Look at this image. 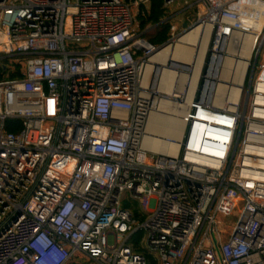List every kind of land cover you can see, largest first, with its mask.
<instances>
[{"label":"built area","instance_id":"built-area-1","mask_svg":"<svg viewBox=\"0 0 264 264\" xmlns=\"http://www.w3.org/2000/svg\"><path fill=\"white\" fill-rule=\"evenodd\" d=\"M178 2L193 22L152 45L137 23L149 0H0V264H264V82L240 101L209 87L243 33L258 32L264 76V23L241 21L264 0H164V13ZM196 27L211 54L190 101L173 97L177 153H154L146 66Z\"/></svg>","mask_w":264,"mask_h":264},{"label":"bare ground","instance_id":"bare-ground-1","mask_svg":"<svg viewBox=\"0 0 264 264\" xmlns=\"http://www.w3.org/2000/svg\"><path fill=\"white\" fill-rule=\"evenodd\" d=\"M260 9L261 14L254 18H241L245 28L260 31L264 23V6ZM257 33L241 34V45L238 48L234 46L235 40H232L226 48L229 57H222L220 62L219 57L214 55V67L217 69L213 74L214 84L211 85L214 93L230 94L236 101L244 98L242 93ZM210 50L203 28L196 27L180 36L175 45H166L150 58L146 66V77L148 80L150 78V88L161 95L158 110L150 115L145 130L144 145L152 152L171 156L177 153L182 138L184 107H177L172 100L180 94H186L187 101L194 96L204 64L211 54ZM189 68L191 74L187 76L183 71ZM258 78V82H264L263 75ZM260 89L264 93V88Z\"/></svg>","mask_w":264,"mask_h":264},{"label":"rangeland","instance_id":"rangeland-1","mask_svg":"<svg viewBox=\"0 0 264 264\" xmlns=\"http://www.w3.org/2000/svg\"><path fill=\"white\" fill-rule=\"evenodd\" d=\"M194 13H195V9H186L184 10V5L182 2H178L175 6L171 7L170 9H168L165 13H164V18L162 19V21H164L165 23L168 24H173L176 25L178 27V31L180 30L182 24L184 23H188L190 24L191 22H193L194 20ZM157 30L156 26H146L143 29H139V32H141L142 38L146 39L148 41V38L152 35L155 34ZM224 46L221 45V48H223ZM264 55V45L261 48V52H260V58L261 56ZM223 57H229L228 55H223ZM254 57L255 54L253 55L250 63H249V69H248V74H247V78L245 81V85L243 88V95L244 98L249 97L252 94L254 85H255V79L257 78V76H259L260 73V68L258 67L257 64H254ZM5 64V63H4ZM6 65V64H5ZM15 68V67H14ZM11 72V70H10ZM11 73H9L8 75H10ZM17 77H19V72H17ZM11 78V77H10ZM15 78V76H14ZM211 85H209L210 87ZM211 92V90H210ZM128 195L125 196V200L123 201V206L127 207V208H131V209H135L137 212H139V207L137 206V204L131 202L128 200ZM225 224L234 221L233 218H227L222 220ZM145 237V235H144ZM134 243H138L135 239L133 240ZM141 253H143L144 255H146L147 259L150 262H154L157 258V254L152 252L146 245L145 242H142L141 244ZM70 264H95L92 262H88L80 257L72 260L70 262Z\"/></svg>","mask_w":264,"mask_h":264},{"label":"trees","instance_id":"trees-1","mask_svg":"<svg viewBox=\"0 0 264 264\" xmlns=\"http://www.w3.org/2000/svg\"><path fill=\"white\" fill-rule=\"evenodd\" d=\"M163 1L164 0H149V9L145 11L143 7L139 8L137 14V23L139 29H143L146 26H156L157 30L154 35L148 38L149 43L152 45H162L167 40V34L169 30V24L162 22L164 18L163 11ZM5 66H0V79L6 73ZM14 72L9 75V77L14 78ZM6 129L8 131H14V123H7ZM132 213L136 216L137 211L132 209ZM141 234H138L135 240L138 242Z\"/></svg>","mask_w":264,"mask_h":264}]
</instances>
